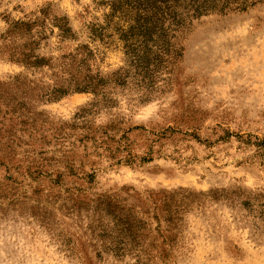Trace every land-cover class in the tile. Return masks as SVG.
I'll use <instances>...</instances> for the list:
<instances>
[{"label": "rangeland", "instance_id": "obj_1", "mask_svg": "<svg viewBox=\"0 0 264 264\" xmlns=\"http://www.w3.org/2000/svg\"><path fill=\"white\" fill-rule=\"evenodd\" d=\"M111 2L0 0V264H136L97 257L90 219L62 209L76 189L147 212L167 197L174 244L151 264H264V2L193 20L172 61ZM68 73L102 81L106 105L43 102Z\"/></svg>", "mask_w": 264, "mask_h": 264}, {"label": "trees", "instance_id": "obj_2", "mask_svg": "<svg viewBox=\"0 0 264 264\" xmlns=\"http://www.w3.org/2000/svg\"><path fill=\"white\" fill-rule=\"evenodd\" d=\"M125 1L123 5L126 13L133 12L136 16V25L130 27L129 36L144 44L145 47L151 43V49L145 50L147 53L163 56V59L172 61L177 55L176 47L171 49L170 44L178 37V34L187 29L193 20L208 14L210 12L222 11L228 8L245 11L249 4L255 5L264 0H137L136 6H130L126 0H112L111 5L115 9L117 2ZM116 11H114L115 13ZM63 37L69 32V29L61 28ZM127 56L130 57L129 46H127ZM162 58V57H161ZM70 80L68 86H59L54 90L52 96L45 101H57L62 96L75 92H91L94 95V101L88 111L83 112V116L99 105L107 102L108 93L102 81L95 83L91 77L85 76L82 79L74 74L68 73ZM82 76V75H81ZM79 79V80H78ZM26 127V124H24ZM82 126L75 125L72 130ZM139 129V128H138ZM177 133V132H174ZM105 134H108L105 132ZM117 153H127L119 160V164H130L133 157L128 154L127 139L120 138ZM146 161V159H144ZM151 161V159L147 160ZM60 178L61 175H59ZM88 178L94 180L95 175H89ZM66 196L60 198L62 209L67 212H76L78 217L84 216L90 219V235L93 240L100 243V250H96L98 258L103 254H108L119 260L126 258L134 259L136 264H151L156 258L154 255L162 257L168 254L166 251L169 244H174V233L176 228H166L163 230L162 223L170 224L178 219L171 211L168 205V198L163 196V206L153 203L152 212L136 210L125 202H119L116 198H108L102 195H96L84 190L76 189L66 192ZM58 197H56L57 199ZM178 214V213H177ZM154 224H157L154 227ZM166 233L168 235H166ZM154 235V236H152ZM151 242H148V241ZM162 241L159 246L158 241Z\"/></svg>", "mask_w": 264, "mask_h": 264}]
</instances>
